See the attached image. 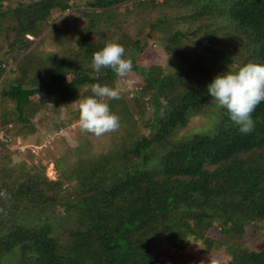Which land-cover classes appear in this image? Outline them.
I'll use <instances>...</instances> for the list:
<instances>
[{"label": "trees", "instance_id": "trees-1", "mask_svg": "<svg viewBox=\"0 0 264 264\" xmlns=\"http://www.w3.org/2000/svg\"><path fill=\"white\" fill-rule=\"evenodd\" d=\"M7 1L0 0V42L17 73L0 88L2 103L11 105L2 113L4 124L14 119L29 126L45 102L32 100L36 94L65 103L90 95L93 83L115 88L118 76L111 69L90 67L92 54L108 41L121 44L131 71L145 76L141 90L151 95L153 114L143 134L124 111L121 91L118 99L104 98L125 123L126 140L110 153L75 161L72 176L80 190L72 199L53 195L31 171L15 180L6 174L9 180L0 181V264H164L147 247L151 236L182 247L215 224L242 233L250 221L264 218V101L251 113L250 133H240L220 108L212 133L168 141L208 98L197 79L208 68L206 57L231 55L239 66L264 62V0H87L79 45L59 55L31 47L27 35L40 36L50 12L69 8L70 0ZM224 32L234 49H221ZM156 43L180 59L176 73L136 63L135 54ZM132 102L143 112L138 96ZM56 204L64 205L65 217H51ZM231 253L229 264H264V247Z\"/></svg>", "mask_w": 264, "mask_h": 264}, {"label": "rangeland", "instance_id": "rangeland-1", "mask_svg": "<svg viewBox=\"0 0 264 264\" xmlns=\"http://www.w3.org/2000/svg\"><path fill=\"white\" fill-rule=\"evenodd\" d=\"M86 1L70 0L69 8L52 10L47 23L43 24L44 29L40 36L27 35L29 39L33 38L31 47L57 55L77 47L84 35L85 18L81 10L85 8ZM131 1H127V4ZM16 2L17 0H9L5 4ZM127 4L122 3L119 9L122 11ZM224 33L225 42L220 45L224 48L221 49L224 51L234 49L236 43L226 37V32ZM6 50L5 42H0V59L4 65L0 88L6 81H11L17 73L15 61ZM135 56V61L140 67L155 69L161 67L165 73H176L181 65L179 58H170L171 55L161 43L153 44ZM206 59L205 63L209 64L205 66L208 68L198 72L197 76L200 81L198 84L205 93H207L205 85L214 75L226 71L224 66H228L227 70H235L239 67V60L231 55L224 60L219 57L214 61L207 57ZM189 68L183 70V73H187ZM70 77L71 74L68 73L66 78ZM144 79L145 76L140 71H130L125 76L118 77L115 82V88L126 98L128 110L125 108L124 111L129 113V119H135L139 132L143 134L148 130L144 122L149 121L153 114L151 95L142 94ZM134 96H138L140 103L144 104L141 113L138 112L139 107L134 106L132 102ZM31 98L34 101L44 99L45 102L34 113L29 126L21 125L13 121L14 119L4 124L2 113L11 105L7 102L2 103L0 99V181L9 180L6 177L8 173L12 176L10 179L15 180V177L20 176V172L28 170L37 176L35 178L41 183L44 182L40 185H45L53 195L68 196L72 199L80 190L79 187H75L76 179L72 176L75 161L83 156L97 155L101 152L110 153L120 146L122 141L126 140L123 138L126 133L125 123L119 120V127L116 130L96 136L82 131L79 127L78 117H75L78 106L77 102H74L78 97L69 98L65 103L56 95L41 93ZM148 98L150 101L147 100ZM161 102L164 103L162 98ZM219 110L215 101L208 95L199 112L188 116L185 125L176 132L171 131L168 141L172 142L174 139L190 136L193 133H212L219 118ZM23 180L22 178L18 181ZM50 215L55 219L65 217L64 205H53ZM147 247L159 256L164 264H229L232 250L243 248L248 251H259L264 247V218L250 221L244 226L242 233L229 229L222 230L215 224L202 238L190 236L182 247L173 246L167 240L151 236Z\"/></svg>", "mask_w": 264, "mask_h": 264}, {"label": "clouds", "instance_id": "clouds-1", "mask_svg": "<svg viewBox=\"0 0 264 264\" xmlns=\"http://www.w3.org/2000/svg\"><path fill=\"white\" fill-rule=\"evenodd\" d=\"M124 48L115 41H108L92 54L90 67L93 71L111 69L118 77L132 69L131 60L124 57ZM207 94L217 107L226 111L242 134L254 127L251 113L258 103L264 101V62L246 61L235 70H226L214 75L205 85ZM90 95L78 97V124L82 131L96 136L116 130L119 117L110 111L104 98L118 99L119 92L107 85L93 83ZM72 103V102H71Z\"/></svg>", "mask_w": 264, "mask_h": 264}]
</instances>
